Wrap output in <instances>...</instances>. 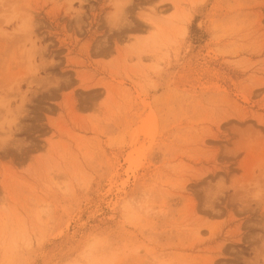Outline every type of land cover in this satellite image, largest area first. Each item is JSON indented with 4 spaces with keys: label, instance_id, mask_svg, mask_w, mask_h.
I'll return each mask as SVG.
<instances>
[{
    "label": "rangeland",
    "instance_id": "1",
    "mask_svg": "<svg viewBox=\"0 0 264 264\" xmlns=\"http://www.w3.org/2000/svg\"><path fill=\"white\" fill-rule=\"evenodd\" d=\"M0 264H264V0H0Z\"/></svg>",
    "mask_w": 264,
    "mask_h": 264
},
{
    "label": "crops",
    "instance_id": "2",
    "mask_svg": "<svg viewBox=\"0 0 264 264\" xmlns=\"http://www.w3.org/2000/svg\"><path fill=\"white\" fill-rule=\"evenodd\" d=\"M43 2L45 0H42ZM55 2H77V0H54Z\"/></svg>",
    "mask_w": 264,
    "mask_h": 264
},
{
    "label": "bare ground",
    "instance_id": "3",
    "mask_svg": "<svg viewBox=\"0 0 264 264\" xmlns=\"http://www.w3.org/2000/svg\"><path fill=\"white\" fill-rule=\"evenodd\" d=\"M20 2V1H19ZM21 25V24H20ZM21 26H23V25H21ZM24 27V26H23ZM18 28V27H17ZM26 29V28H25ZM15 31V30H14ZM17 31V30H16ZM22 32V31H21ZM15 35V34H14ZM1 37H2V35H1ZM4 39V38H3ZM3 42V41H2Z\"/></svg>",
    "mask_w": 264,
    "mask_h": 264
}]
</instances>
